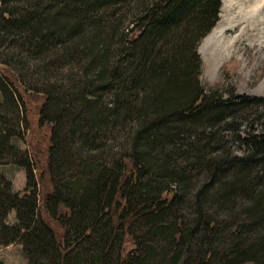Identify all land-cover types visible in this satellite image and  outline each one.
<instances>
[{"label":"trees","instance_id":"1","mask_svg":"<svg viewBox=\"0 0 264 264\" xmlns=\"http://www.w3.org/2000/svg\"><path fill=\"white\" fill-rule=\"evenodd\" d=\"M16 1L22 4L23 18L14 19L13 12L2 10V30L29 34L28 43L41 41L45 49L71 41L73 56L83 57L88 51V63L94 66L86 89L66 100L64 105L71 108L52 122L73 116V110L82 107L81 118L70 122L73 139L121 119H137V127L134 150L115 168L99 171L94 163L85 164L86 174L70 186L74 196L63 197L50 171L45 175L52 189L40 201L28 157L23 164L28 171L26 195L6 194L0 182V213L4 218L12 209L17 213L15 225L0 224L5 239L1 244L21 241L31 261L40 259L38 264H111L112 260L113 264H211L216 250L212 246L204 250L199 244L225 233L233 239L216 264H264V97L235 90L224 95L220 84L202 79L204 63L198 49L220 19L222 0H128L135 10L127 46L131 51L125 57L126 48L121 49L115 61H110L114 37L110 30L126 0ZM108 11L113 16L102 29L103 13ZM108 90L115 97L112 106L100 103ZM17 99L20 102L21 95ZM46 109L45 104L41 116ZM251 117L262 120L263 128L244 133V149L237 155L226 148L221 132L238 131ZM42 122L51 124L43 117ZM55 142L51 134L48 164L59 145ZM180 142L188 147L184 162L178 158ZM182 163L210 173L197 193L194 217L185 210L192 179ZM217 183L221 189L210 194ZM236 195L248 202L245 220L234 222L233 229L217 230L203 211L205 205L217 199L232 211ZM243 234L248 237L237 240ZM123 235L135 240L137 249L115 257V243Z\"/></svg>","mask_w":264,"mask_h":264},{"label":"rangeland","instance_id":"2","mask_svg":"<svg viewBox=\"0 0 264 264\" xmlns=\"http://www.w3.org/2000/svg\"><path fill=\"white\" fill-rule=\"evenodd\" d=\"M126 1L122 2L116 15L113 24L114 30H110L114 35L110 46V61H115L121 49L126 48L125 57L131 51V49H127V46L129 40L131 41V20L135 10L131 7V2ZM223 1L218 23L211 33L202 40L198 49L204 63L202 79L213 85L220 84L219 91H222L224 95L235 90L236 94L264 97V17L256 19L252 23L245 17L246 13L251 14L255 11L257 15L263 13L264 16V2L262 3V0ZM2 10L13 12L14 19L23 18L22 4L16 0H0V14L3 13ZM103 14L102 29L110 25L108 20L113 16L112 11ZM249 17L251 18V15ZM250 24L253 25L250 26ZM217 27L225 28L224 33L220 36L222 40L235 39V42L230 54L224 58H222L223 56L219 57L222 61L218 63V68L214 69L212 50L206 49L203 45ZM27 35L29 34L24 35L23 32H18L15 28L10 31L0 28L1 186L4 192L9 195L19 194L20 197H23L27 194L28 171L23 164L29 157L32 159L29 162L31 168L33 165L35 168L34 174H36L38 183L36 193L40 201H43L46 193L52 189L51 182L45 175L50 171L52 179L56 187L62 191L63 197L74 196L72 192H69L70 186L83 174H86L82 173L85 164L94 163L98 166L99 171L106 167L115 168L125 154L134 150V129L137 127L135 123L137 119L128 120V122L121 119L116 124L111 123L106 128L95 129L88 135L86 133L78 134L73 139L70 131L74 129V126L70 122H73V119L78 121L79 117L81 118L82 107L76 108V110L72 109L75 115H69L70 117L62 119L60 122L63 123V126L57 121L64 114L65 109L71 108L69 104L64 105L66 100H70L75 94L85 90L86 80L92 78L90 75L94 66L88 63L86 56L88 51L84 53L83 57L79 53L75 57L73 56L75 51L70 49L73 46L71 41H62L57 46H47L45 49L41 41L35 45L28 43L25 39ZM218 44L217 38H215L211 45L213 48H217ZM126 65L127 62L123 64L122 68H126ZM19 95L22 98L20 102L17 99ZM114 100L113 92L108 90L102 94L100 103L112 106L115 104ZM58 102H61V106H58ZM45 104L47 105L46 113H42L41 116V108ZM42 117L51 124L42 122ZM52 119L57 121L52 122ZM262 122L256 117H251L247 121L241 122L238 131H222L221 137L225 136L226 148H230L238 155L244 149L242 144L244 133L261 131ZM52 126L55 129H52ZM84 131L89 132V129L85 128ZM51 134L54 143L56 144L55 140H57L59 145H55L52 161L48 164ZM177 149L182 155L178 158L184 162L183 155L188 149L186 143L180 142ZM171 155L175 157L173 153ZM191 163H195L194 160ZM181 167H187L185 171L191 175L188 176L192 179L189 182L192 194L187 199L185 210L194 217L196 216L194 212L196 211L197 193L209 181L210 173L204 168L192 169L189 163H182ZM220 189L221 185L217 183L210 194H214ZM232 200L236 203L232 211L226 205H219L217 199H213L212 202L205 205L203 211L215 221L217 230L221 231V229L230 227L233 229L234 222L245 220L243 210L248 202L244 196L237 195ZM2 215L3 213H0V224L9 226L16 224L15 209L10 210L5 218ZM43 215L46 217L44 212ZM2 230L0 225V263H39L40 259L31 261L28 258L21 241L16 240L8 245L1 244L5 240L1 235ZM138 231L141 233L140 229ZM247 237V234H243L237 240L242 241ZM215 239L216 241H211L212 236L207 237L203 244H199V247L202 245L205 250L212 246L219 256L229 247L233 238L222 233ZM199 247H195L194 251H198ZM86 248H89V245H86ZM136 249L135 240L126 239L123 235V238L118 239L115 243L114 256L116 257L120 252L122 255H127ZM75 250L77 247H74V252ZM217 257L214 258V261L212 260L211 264H216ZM111 264H113V260Z\"/></svg>","mask_w":264,"mask_h":264},{"label":"bare ground","instance_id":"3","mask_svg":"<svg viewBox=\"0 0 264 264\" xmlns=\"http://www.w3.org/2000/svg\"><path fill=\"white\" fill-rule=\"evenodd\" d=\"M227 2V1H226ZM264 2V0H262V3ZM263 14V13H262ZM262 14L257 15L256 11L253 13H246L245 17L247 18V20L249 22H254L256 19H261L264 16ZM251 15V18L249 17ZM242 17V16H241ZM249 18V19H248ZM253 24H250V26ZM225 28L224 27H217L213 33L206 39V41L204 42V47L207 49H211L212 50V56H214L213 58V67L214 69L218 68V63H220L222 60L219 57H226L230 54L231 52V48L234 45L235 39H224L222 40L220 38V36L224 33ZM217 38L218 41V47L217 48H213L212 41ZM211 54V53H210ZM212 67V66H211Z\"/></svg>","mask_w":264,"mask_h":264}]
</instances>
